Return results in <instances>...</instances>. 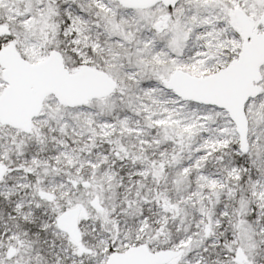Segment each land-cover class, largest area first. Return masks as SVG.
Masks as SVG:
<instances>
[{"label": "snow or ice", "instance_id": "1", "mask_svg": "<svg viewBox=\"0 0 264 264\" xmlns=\"http://www.w3.org/2000/svg\"><path fill=\"white\" fill-rule=\"evenodd\" d=\"M0 264H264V0H0Z\"/></svg>", "mask_w": 264, "mask_h": 264}]
</instances>
